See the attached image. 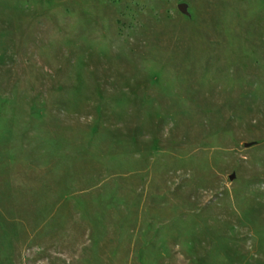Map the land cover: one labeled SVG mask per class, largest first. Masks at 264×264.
<instances>
[{
  "label": "rangeland",
  "instance_id": "374dc122",
  "mask_svg": "<svg viewBox=\"0 0 264 264\" xmlns=\"http://www.w3.org/2000/svg\"><path fill=\"white\" fill-rule=\"evenodd\" d=\"M0 264H264V0H0Z\"/></svg>",
  "mask_w": 264,
  "mask_h": 264
},
{
  "label": "water",
  "instance_id": "95a60500",
  "mask_svg": "<svg viewBox=\"0 0 264 264\" xmlns=\"http://www.w3.org/2000/svg\"><path fill=\"white\" fill-rule=\"evenodd\" d=\"M180 8H181L183 11H185V4H181V5H180Z\"/></svg>",
  "mask_w": 264,
  "mask_h": 264
}]
</instances>
